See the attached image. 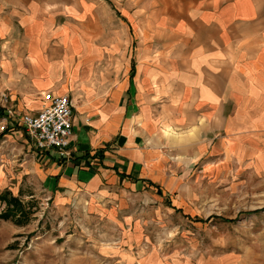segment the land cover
I'll list each match as a JSON object with an SVG mask.
<instances>
[{"label": "crops", "instance_id": "1", "mask_svg": "<svg viewBox=\"0 0 264 264\" xmlns=\"http://www.w3.org/2000/svg\"><path fill=\"white\" fill-rule=\"evenodd\" d=\"M96 4L0 0V94L17 115L45 92L72 103L63 159L8 117L0 148L14 164L33 166L56 205L92 207L115 188L176 185L213 155L264 169V0H138L132 14L125 0L120 18Z\"/></svg>", "mask_w": 264, "mask_h": 264}, {"label": "rangeland", "instance_id": "2", "mask_svg": "<svg viewBox=\"0 0 264 264\" xmlns=\"http://www.w3.org/2000/svg\"><path fill=\"white\" fill-rule=\"evenodd\" d=\"M127 1L136 12L138 0ZM122 2L97 0L96 8L102 18L109 7L120 18ZM18 102L5 105L16 115ZM8 120L0 111V133ZM13 128L25 132L17 118ZM12 151L0 148V167H8L0 194L18 199H0V213L10 212L0 216V264H264V169L250 161L213 155L177 171L170 187H120L93 207L58 206L33 166L14 164Z\"/></svg>", "mask_w": 264, "mask_h": 264}, {"label": "built area", "instance_id": "3", "mask_svg": "<svg viewBox=\"0 0 264 264\" xmlns=\"http://www.w3.org/2000/svg\"><path fill=\"white\" fill-rule=\"evenodd\" d=\"M43 104L36 114L15 115L12 107H7L9 96L0 94V105L5 106L7 117L17 118L39 151L54 152L59 159L70 156V138L72 136V103L69 96L45 92Z\"/></svg>", "mask_w": 264, "mask_h": 264}, {"label": "trees", "instance_id": "4", "mask_svg": "<svg viewBox=\"0 0 264 264\" xmlns=\"http://www.w3.org/2000/svg\"><path fill=\"white\" fill-rule=\"evenodd\" d=\"M0 111H1L3 114H5V110H4V109L0 108ZM7 130H8V129H4V130L0 133V137L3 136L4 134H6V133H7ZM7 194H9V192H8V191H4V193L0 194V199L3 200V201H5L8 205H9V204H12V203H16V202H18V199H17L16 197L8 198V195H7ZM0 216H1L2 218H4V219H7V218H9V216H10V212H9V211L2 212V213H0Z\"/></svg>", "mask_w": 264, "mask_h": 264}]
</instances>
